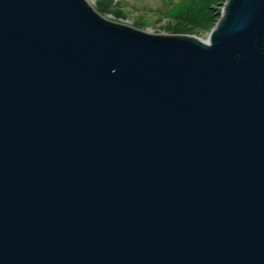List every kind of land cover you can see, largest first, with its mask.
<instances>
[{
  "label": "water",
  "instance_id": "obj_1",
  "mask_svg": "<svg viewBox=\"0 0 264 264\" xmlns=\"http://www.w3.org/2000/svg\"><path fill=\"white\" fill-rule=\"evenodd\" d=\"M0 264H264V0L206 40L0 0Z\"/></svg>",
  "mask_w": 264,
  "mask_h": 264
},
{
  "label": "rangeland",
  "instance_id": "obj_2",
  "mask_svg": "<svg viewBox=\"0 0 264 264\" xmlns=\"http://www.w3.org/2000/svg\"><path fill=\"white\" fill-rule=\"evenodd\" d=\"M84 1L89 4L96 13L105 19L138 28L148 33L188 34L186 31L181 29L177 30V32L166 31L168 28H174V26H176L174 22H172V19H169L166 16V12L169 11L173 3L179 0H101V2H99V0ZM224 2L225 0H221L220 4L216 5L217 14L214 15V23L219 18ZM179 27L180 24L175 28L178 29ZM196 31L198 33L197 37L205 40L209 29L197 27Z\"/></svg>",
  "mask_w": 264,
  "mask_h": 264
},
{
  "label": "trees",
  "instance_id": "obj_3",
  "mask_svg": "<svg viewBox=\"0 0 264 264\" xmlns=\"http://www.w3.org/2000/svg\"><path fill=\"white\" fill-rule=\"evenodd\" d=\"M220 2L221 0H179L173 3L169 11L166 12V16L172 19L176 26L180 24V27L177 29L174 26V28H168L166 31L177 32V30L181 29L189 35L197 36V27L210 29L214 25V15L217 14L216 5L220 4Z\"/></svg>",
  "mask_w": 264,
  "mask_h": 264
},
{
  "label": "bare ground",
  "instance_id": "obj_4",
  "mask_svg": "<svg viewBox=\"0 0 264 264\" xmlns=\"http://www.w3.org/2000/svg\"><path fill=\"white\" fill-rule=\"evenodd\" d=\"M206 40V39H205Z\"/></svg>",
  "mask_w": 264,
  "mask_h": 264
}]
</instances>
